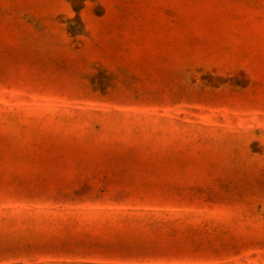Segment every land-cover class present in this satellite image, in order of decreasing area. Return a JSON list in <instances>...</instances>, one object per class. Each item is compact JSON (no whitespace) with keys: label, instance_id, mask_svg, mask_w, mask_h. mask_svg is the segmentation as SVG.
I'll return each mask as SVG.
<instances>
[{"label":"rangeland","instance_id":"1","mask_svg":"<svg viewBox=\"0 0 264 264\" xmlns=\"http://www.w3.org/2000/svg\"><path fill=\"white\" fill-rule=\"evenodd\" d=\"M0 264H264V0H0Z\"/></svg>","mask_w":264,"mask_h":264}]
</instances>
